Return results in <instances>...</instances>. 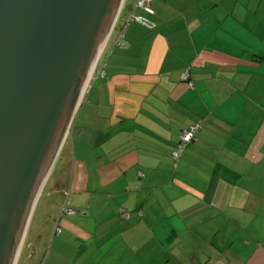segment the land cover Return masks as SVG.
Wrapping results in <instances>:
<instances>
[{"label":"crops","instance_id":"obj_1","mask_svg":"<svg viewBox=\"0 0 264 264\" xmlns=\"http://www.w3.org/2000/svg\"><path fill=\"white\" fill-rule=\"evenodd\" d=\"M135 2L60 153L65 174L31 256L264 264V0H154L153 30L126 28L144 15Z\"/></svg>","mask_w":264,"mask_h":264},{"label":"water","instance_id":"obj_2","mask_svg":"<svg viewBox=\"0 0 264 264\" xmlns=\"http://www.w3.org/2000/svg\"><path fill=\"white\" fill-rule=\"evenodd\" d=\"M125 3L0 0V264L16 263L39 187Z\"/></svg>","mask_w":264,"mask_h":264},{"label":"rangeland","instance_id":"obj_3","mask_svg":"<svg viewBox=\"0 0 264 264\" xmlns=\"http://www.w3.org/2000/svg\"><path fill=\"white\" fill-rule=\"evenodd\" d=\"M128 6H129V4H128ZM128 6L126 3L123 6L122 10L120 11V13L117 17V20H116L115 26H114V30L112 31L110 38L108 39V41L106 42V45H104L105 47L101 50V52L99 53V55L96 58V67H94L95 65L92 67L95 69L93 72L91 82H90V84H89V86H88V88L84 94V97L82 98V102L85 99L86 94L88 93V90L90 88V85H91L93 79L96 77V75L102 73V71H103L102 67L107 62L108 57L112 54L111 50L114 48L115 44L117 43V40H118L117 36H118L119 31H120V27L124 23L125 13L128 12ZM127 27H128V25H127ZM71 145H72V138H69L67 146L64 149L65 152H67L69 150V147ZM58 159H59V157H58ZM58 159H57V161H58ZM57 161H56L55 166L53 168L52 174L50 175V177H49V179H48V181L44 187V190L41 194V197H40V199L36 205V209H35L34 214L32 216L29 228L27 229L26 238H25V241H24V244H23V247L21 250V254H20V257H19L17 264H35V260L37 259L35 256H33V258L31 256L33 254L32 252L34 251V247H32V244L35 242V233H36L39 226H43L46 223L44 221V219L47 217L46 216L44 217L43 215L48 213V217H49L50 210L55 209V206L51 205L53 202V199H54V195H53L54 183H55V181H58L59 177H61V176L63 177V175L65 174V169H64L63 163L60 161H58V162Z\"/></svg>","mask_w":264,"mask_h":264},{"label":"built area","instance_id":"obj_4","mask_svg":"<svg viewBox=\"0 0 264 264\" xmlns=\"http://www.w3.org/2000/svg\"><path fill=\"white\" fill-rule=\"evenodd\" d=\"M153 2L154 0H137L135 4V11L139 10L146 14L156 15V11L153 8ZM130 21L141 24L142 26L147 28H151V29L155 28V23H153L149 18H147L146 16L138 15L135 12H133L130 15L127 25L131 23ZM124 44H125V32L123 30L118 37L116 46L120 47V46H124ZM98 75L102 76L104 75V72ZM183 79L187 80L188 75H184ZM200 128H201L200 125L196 124L182 132L177 148L172 153V158L174 159L175 163L178 162L185 148H187L188 145L195 140L196 133ZM66 212L71 215L73 214V212L70 210L69 211L67 210Z\"/></svg>","mask_w":264,"mask_h":264},{"label":"bare ground","instance_id":"obj_5","mask_svg":"<svg viewBox=\"0 0 264 264\" xmlns=\"http://www.w3.org/2000/svg\"><path fill=\"white\" fill-rule=\"evenodd\" d=\"M105 44H106V42H105ZM105 44L102 45L101 50L104 48V45H105ZM101 50H100V52H101ZM100 52H99V53H100ZM94 65H95V66H94ZM93 66L96 67V59L94 60V63H93V65H92V67H93ZM92 67H91V69H90V71H89V74H88V76H87L86 82H85L84 87H83V89H82V92H81V94H80V96H79L80 98H79L78 104L82 101V98L84 97V94H85V92H86V90H87V88H88V86H89V84H90V81H91V79H92L93 72H94V69H95V68H92ZM77 107H78V105H77ZM63 141H64V139L59 143L60 145L57 147V150H56V152H55V155H54L53 161H52V163H51L50 169H49V171L47 172L46 176L44 177V179H43V181H42V183H41V185H40V187H39V190H38V192H37V195H36V197H35V199H34V202H33V205H32L31 211H30V215H29V218H28V221H27V225H26V228H25V232H24V235H23V239H22V243H21V246H20V250H19V253H18V257H17V260H16V263H15V264H17V262H18V260H19V257H20V254H21V250H22V247H23V244H24L25 238H26V233H27V229H28V226H29L30 218H31L32 213H33V211H34V209H35V207H36V205H37V203H38V201H39V199H40V197H41V194H42V192H43V190H44V187H45V185H46V183H47V180L49 179V176H50V173H51V170H52V166H53V164H54V162H55L54 160H55L57 154H58L59 151H60V148H61V146H62V144H63Z\"/></svg>","mask_w":264,"mask_h":264},{"label":"trees","instance_id":"obj_6","mask_svg":"<svg viewBox=\"0 0 264 264\" xmlns=\"http://www.w3.org/2000/svg\"><path fill=\"white\" fill-rule=\"evenodd\" d=\"M137 1V0H136ZM135 4H136V2H135ZM134 10H135V5H134ZM136 11H139V10H136ZM136 14H137V12H135ZM144 13V12H143ZM142 16H146L147 18H149L153 23H155V28H153V29H156L157 28V24H156V22L154 21V20H152V18L153 17H155V15H150V14H146V13H144V15H142ZM147 28V27H146ZM147 29H150V30H153V29H151V28H147ZM194 125H196V124H194ZM200 125V124H199ZM193 126V125H192ZM201 127V126H200ZM198 131H200V129L198 130ZM198 133V132H197ZM197 133H196V135H197ZM182 134V133H181ZM181 134H180V136H181ZM180 136H179V140H180ZM179 140H178V142L176 143V145L174 146V148H173V150H172V152H171V157H172V153L176 150V148H177V145H178V143H179ZM195 140H196V137H195ZM194 140V141H195ZM193 141V142H194ZM191 144V143H190ZM190 144L188 145V147L190 146ZM187 147V148H188ZM187 148H185V150L183 151V153H182V155L184 154V152L186 151V149ZM182 155H181V157H182ZM181 157H180V159H181ZM173 159V158H172ZM179 159V160H180ZM174 160V159H173ZM179 160H178V162H179ZM178 162H176L175 163V161H174V166H176L177 165V163Z\"/></svg>","mask_w":264,"mask_h":264}]
</instances>
